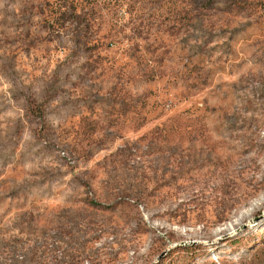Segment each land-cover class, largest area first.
<instances>
[{"label": "rangeland", "instance_id": "1", "mask_svg": "<svg viewBox=\"0 0 264 264\" xmlns=\"http://www.w3.org/2000/svg\"><path fill=\"white\" fill-rule=\"evenodd\" d=\"M0 264H264V0H0Z\"/></svg>", "mask_w": 264, "mask_h": 264}]
</instances>
